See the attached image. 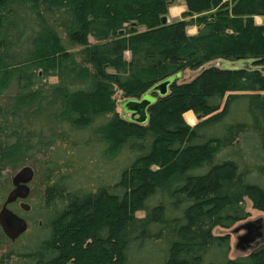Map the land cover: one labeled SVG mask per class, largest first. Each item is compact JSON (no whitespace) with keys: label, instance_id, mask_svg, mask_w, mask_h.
Listing matches in <instances>:
<instances>
[{"label":"trees","instance_id":"1","mask_svg":"<svg viewBox=\"0 0 264 264\" xmlns=\"http://www.w3.org/2000/svg\"><path fill=\"white\" fill-rule=\"evenodd\" d=\"M168 1L0 0V171L42 163L46 200L0 264H264L224 231L264 212V0Z\"/></svg>","mask_w":264,"mask_h":264},{"label":"water","instance_id":"2","mask_svg":"<svg viewBox=\"0 0 264 264\" xmlns=\"http://www.w3.org/2000/svg\"><path fill=\"white\" fill-rule=\"evenodd\" d=\"M174 0H169L171 4ZM163 23L169 20L168 15H163L161 18ZM250 60L240 61L238 64H249ZM181 73L171 75L162 81L156 83L148 92L141 97H132L124 99L120 105L123 109V114L128 115L130 119H134L140 123H145L149 120V107L156 100L155 93L165 95L170 91L171 85L180 77ZM198 118L201 115L197 116ZM35 177V168L30 164H25L14 174L12 178L13 187L9 191L6 199L0 208V225L5 234L15 241L28 228L29 223L26 217L16 212L10 207V204L22 199L20 205L25 210H30L31 204L26 201V198L31 193V182ZM243 230V233L237 235L236 247L238 249L247 250L253 247L259 240H264V218L248 219L233 229L235 233Z\"/></svg>","mask_w":264,"mask_h":264},{"label":"rangeland","instance_id":"3","mask_svg":"<svg viewBox=\"0 0 264 264\" xmlns=\"http://www.w3.org/2000/svg\"><path fill=\"white\" fill-rule=\"evenodd\" d=\"M186 9V6L184 4V0H174L171 4H169V10L167 12L166 15H168L169 17V22L170 21H174L176 19H179L181 18L182 16V12ZM257 21L258 22H261L262 21V18L261 17H257ZM197 31V26L196 25H189L188 26V32L189 33H195ZM64 37V42L66 43V45L68 46V48L70 50H77V49H80V47L78 45H75V46H72L68 43L67 39L65 36ZM93 41H95L94 38H91ZM126 56L127 57H130V52H126ZM196 75V72L193 71V70H185L183 71V73L180 75V77L178 78V81L181 82V81H184V80H190L191 78H193L194 76ZM49 81L50 82H54L57 80V76L55 75H52V76H49L48 77ZM15 89H10L8 91H6V97L7 99L5 100H8L9 96H11L15 91ZM119 100V99H118ZM124 99H120L118 101V104H117V111H119L120 113H123V109L120 105V103L123 101ZM195 114V121L192 123L190 122L186 115H185V118L187 119V121L194 125L197 123V121L199 120V118L197 117V114L194 112ZM238 143L241 142V137L239 136L238 137ZM85 149H82L80 152L77 153V156L74 158L75 160H77L78 162H85L86 160V157H87V153H88V148L87 147H84ZM38 159H44V157L40 154L38 156ZM79 162V163H80ZM25 164H30L32 165L34 168H35V177L34 179L32 180L31 182V186H32V190H31V193L30 195L28 196V198L26 199V201H28L32 206L36 203L38 205L41 206H44L46 204V200L45 198L43 197L44 195V189L45 187L40 183L41 181H39V176H38V172H37V168L41 169V165L42 163H39V165L36 167L34 165V163L32 161H28L26 162ZM24 164V165H25ZM23 166V165H21ZM19 166L18 168H12L11 166H5L4 168H2V170L0 171V208L4 202V200L6 199L9 191L12 189L13 187V182H12V178L14 176V174L20 169ZM11 208H13L14 210H16L17 212L19 213H28V215L32 218V214H33V207L32 209L29 211V212H26L24 211L23 209H21V207L19 206L18 203H13V204H10ZM246 206H247V209L251 212V215L249 216L248 219H256V218H260V217H263L264 218V212L255 208L253 206V202L247 198L246 199ZM247 219V220H248ZM247 220H244V221H247ZM244 221H239L237 223H235L232 227L230 228H225L224 231L225 232H230L231 233V242H232V247H233V250H232V255H238L241 253V251H243L242 249H238L236 247V243H237V235L240 234V233H243L244 231L243 230H240L239 232L235 233L233 231V229L235 227H237L238 225H240L241 223H243ZM33 228V224L32 222L30 223V226H29V230H31ZM30 232V231H29ZM34 230L32 231L31 230V235L33 234ZM17 246V241H11L9 243H4V244H0V256L4 253H7V252H10L11 251V248H14Z\"/></svg>","mask_w":264,"mask_h":264},{"label":"flooded vegetation","instance_id":"4","mask_svg":"<svg viewBox=\"0 0 264 264\" xmlns=\"http://www.w3.org/2000/svg\"><path fill=\"white\" fill-rule=\"evenodd\" d=\"M32 187V186H31ZM27 199V198H26ZM21 201H22V199H18L17 201H15V202H13V203H18L19 204V206L21 207V205H20V203H21ZM13 203H11V204H13ZM11 207V206H10ZM21 209H23L24 211H26V212H29L31 209H32V205H31V208H30V210H25L24 208H22L21 207ZM16 211V210H15ZM17 212V211H16ZM19 213V212H18ZM19 214H21V215H23L24 217H26V219L28 220V223H29V226H30V223L32 222V218L28 215V213H19ZM39 224L40 225H42L43 224V221H42V219H39Z\"/></svg>","mask_w":264,"mask_h":264},{"label":"crops","instance_id":"5","mask_svg":"<svg viewBox=\"0 0 264 264\" xmlns=\"http://www.w3.org/2000/svg\"><path fill=\"white\" fill-rule=\"evenodd\" d=\"M259 17H261V16H259ZM262 18V17H261Z\"/></svg>","mask_w":264,"mask_h":264}]
</instances>
